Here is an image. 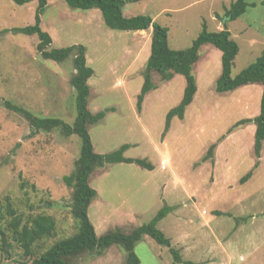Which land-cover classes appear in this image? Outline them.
Listing matches in <instances>:
<instances>
[{"label": "rangeland", "instance_id": "rangeland-1", "mask_svg": "<svg viewBox=\"0 0 264 264\" xmlns=\"http://www.w3.org/2000/svg\"><path fill=\"white\" fill-rule=\"evenodd\" d=\"M231 1L138 0L125 2L122 14L149 15L167 27L169 46L181 49L191 44L203 21L207 29L215 30ZM246 1L245 12L227 24L239 47L233 75L264 48L263 0ZM36 6L37 0L22 5L0 0V97L35 115L72 123L76 115L70 83L72 58L62 62L44 59L36 50L35 34L11 31L32 24ZM40 25L52 38L50 47L76 43L86 47L87 63L94 70L88 80L87 107L92 113L110 108L88 128L94 150L107 153L127 144L125 156L144 158L153 166L149 170L120 162L90 174L89 184L98 193L88 207L95 232L115 227L120 219L123 230L129 232L167 204L172 209L157 227L179 252L182 261L175 264H188L186 260L191 264H264V140L257 158L254 123L234 127L238 120L259 113L262 85L215 91L220 51L204 44L193 67L197 84L193 100L183 119L173 117L163 134L166 112L180 101L185 79L175 74L161 81L152 71L156 88L146 94L137 112V94L150 52L149 30L108 28L99 9H72L65 0H47ZM211 144H215L212 156L205 159ZM79 152L77 135L64 136L57 129L29 135L27 120L0 106L3 226L10 219L6 213L9 203L23 220L41 213L54 218V235L43 240L45 248L72 235L77 221L66 206L70 188L62 178L72 171ZM249 170L251 176L242 179ZM7 242L6 251H0V264L31 261L11 236ZM134 251L138 264L173 263L168 247L147 234L136 242ZM125 259V253L111 245L101 255L79 256L75 264H125Z\"/></svg>", "mask_w": 264, "mask_h": 264}, {"label": "trees", "instance_id": "trees-1", "mask_svg": "<svg viewBox=\"0 0 264 264\" xmlns=\"http://www.w3.org/2000/svg\"><path fill=\"white\" fill-rule=\"evenodd\" d=\"M32 0H12L14 4L22 5ZM138 0H65L72 9L100 10L103 23L111 29L125 31H150V52L143 69V83L137 94L136 110L141 111L142 102L146 94L156 86L151 79V72L159 75L161 81H168L175 74H180L185 79L183 94L177 105L171 107L165 115L163 134L167 132L173 117L183 119L186 108L192 102L197 91L194 64L197 62L201 48L204 44H211L220 51V74L215 80V91L227 92L252 83L262 85L259 113L256 116L238 120L234 125L240 126L246 123H254L253 153L259 158L264 140V48L257 58L240 70L236 75L232 74V67L239 47L231 37L227 26L220 30L207 29L205 21L197 36L186 48L173 49L168 44V29L153 20L149 15H135L125 17L122 8L125 2ZM264 4V0L261 2ZM47 0H37L34 22L20 27H13L11 31L26 35L37 36L36 50L44 59L62 62L68 57L72 58L74 72L70 83L75 91L76 115L72 123H68L58 117H41L33 114L24 107L0 97V106L13 111L29 124V135L39 131L59 130L64 136L77 135L80 139V152L74 160L72 171L64 175L62 181L70 188V200L66 204L70 214L77 221L75 232L67 237L55 240L50 246L44 247L43 240L54 235L55 220L45 213L36 214L30 219L23 220L16 214L7 203V215L10 217L6 226H3L4 216L0 203V251H6L9 247L7 238L11 239L23 250L25 256H31L28 264H75L76 259L85 254H103L111 245L118 246L126 255L125 264H138L139 259L134 251L137 241L143 234H147L158 244L168 247L173 255V263L181 262L182 259L177 249L171 246L168 238L158 227L157 223L172 209V206L164 204L156 214L147 222L132 228L129 232L123 230V226H115L101 234L95 232L93 223L88 214V207L96 197V190L89 184V176L95 170H104L114 163H136L149 170L152 164L144 158L128 157L124 151L127 144H122L117 149L107 153H98L94 150L89 135V126L101 120L110 108L92 113L87 107V99L90 92L89 78L94 70L87 63L86 47L81 43L70 44L64 47H50L52 38L50 34L41 28V15L45 11ZM249 3L246 0H234L224 9L221 18L222 23L241 16ZM231 129V128H230ZM215 144H211L206 152L205 159L212 156ZM258 164L255 161L254 167ZM249 170L242 179L250 177ZM41 240V241H40ZM41 242V245H40ZM184 263L191 264L190 261Z\"/></svg>", "mask_w": 264, "mask_h": 264}, {"label": "crops", "instance_id": "crops-1", "mask_svg": "<svg viewBox=\"0 0 264 264\" xmlns=\"http://www.w3.org/2000/svg\"><path fill=\"white\" fill-rule=\"evenodd\" d=\"M227 7V6H226ZM222 9H223V6H222ZM225 9V8H224ZM223 9V10H224ZM213 18V17H212ZM221 23H222V21H220V24H218L217 26H216V29L215 30H220V29H222L223 27H222V25H221ZM223 24V23H222ZM228 24V23H227ZM227 26V25H226ZM227 28H228V26H227ZM229 30V29H228ZM138 31H143V30H138ZM137 31V32H138ZM149 37H150V34H149ZM149 42H150V38H149ZM147 57H148V54H147ZM98 197V193H97V191H96V197H95V199ZM102 204V203H101ZM95 211V210H94ZM102 221H104L103 219H102ZM122 221H123V219H120L119 221H118V223H116L117 225L116 226H122ZM186 261H189V260H186Z\"/></svg>", "mask_w": 264, "mask_h": 264}, {"label": "water", "instance_id": "water-1", "mask_svg": "<svg viewBox=\"0 0 264 264\" xmlns=\"http://www.w3.org/2000/svg\"><path fill=\"white\" fill-rule=\"evenodd\" d=\"M226 25L224 24V27H225Z\"/></svg>", "mask_w": 264, "mask_h": 264}]
</instances>
